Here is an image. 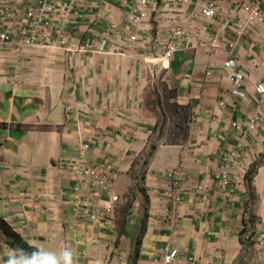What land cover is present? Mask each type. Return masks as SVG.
<instances>
[{
	"label": "crops",
	"instance_id": "crops-1",
	"mask_svg": "<svg viewBox=\"0 0 264 264\" xmlns=\"http://www.w3.org/2000/svg\"><path fill=\"white\" fill-rule=\"evenodd\" d=\"M18 1L16 32L30 11L45 6L58 9L53 16L60 24L72 8L73 16H85L82 22L75 16L68 30L82 47L94 31L103 36L114 25L120 30L106 53L67 57L62 47L42 43L0 55V216L34 248H68L74 264H165L172 250L178 251L173 264H264V119L256 130L234 126L255 115L257 87L264 85V20L244 41L237 36L249 0H219L218 17L210 21L202 17L199 0L189 7L182 0H159L139 27L133 24L139 0ZM257 2L264 15V0ZM178 27L185 34L175 39L184 46L161 80L174 94L171 101L189 112L188 132L166 144L155 142L160 119L147 108L157 90L156 67L148 61L163 53L161 43ZM133 35L141 38L139 48L130 41ZM228 41L236 44L235 57ZM236 57L246 75L245 96L233 93L226 68ZM154 142L145 178L134 180L136 163ZM83 154L89 164L109 166L121 196L114 217L97 225L75 213L79 183L69 168ZM227 160L235 170L225 190L213 179ZM180 190L175 203L169 194ZM12 251L0 242L5 262Z\"/></svg>",
	"mask_w": 264,
	"mask_h": 264
},
{
	"label": "built area",
	"instance_id": "built-area-1",
	"mask_svg": "<svg viewBox=\"0 0 264 264\" xmlns=\"http://www.w3.org/2000/svg\"><path fill=\"white\" fill-rule=\"evenodd\" d=\"M83 4H92L95 0H78ZM219 0H199L198 6L201 9V15L206 20H214L218 17L219 12ZM183 7H189L195 0H182ZM141 7L140 13L135 16L133 24L136 27L142 25L143 22L149 20L153 15L155 8L159 7V0H139ZM79 7V5H77ZM244 12L246 17L238 23L237 36L239 41H244L247 37H250L254 27L264 20V15L261 10V6L257 0H249V3L244 5ZM74 8L71 9V11ZM69 12L65 23L60 24L54 14L58 13V9L55 6H45L42 11L38 9L32 10L28 13L27 19L22 26V30L16 32L15 24L18 22L16 14L20 12V3L18 0H0V55L5 54L11 48L22 45L25 49H32L39 44L45 43L50 45H58L64 49L62 55L76 56L77 53L90 52V53H106L112 42V35L120 30L119 25H114L110 30L106 31L103 36L96 33L91 36L90 40L82 47L81 42L74 41L72 35L69 36L68 30L72 26V21L77 16V21H84V15H75ZM175 35H171L169 40L161 43L164 47L163 53L152 57L148 64L155 66L153 68V76L155 80L159 73H157V66H160L162 70H166L169 67L171 57L184 46V42L175 39V36H184L185 30L182 27H178L174 30ZM17 35V38H13ZM130 41L137 48L142 46L141 38L139 36H131ZM231 48L232 56L235 57V42L228 41ZM214 48L220 46L219 40L212 42ZM226 68L230 72V79L233 83V93L236 95L245 96V92L241 90L246 75L240 65V61L236 58L230 59L226 63ZM208 75H212L209 71ZM162 76V74H161ZM187 77H191L188 75ZM258 93V110L250 121L247 123L235 122L234 126L237 128H243L247 126L249 130H256L259 127L261 121L264 119V85L257 87ZM203 97V92L198 94V98ZM224 105V104H223ZM89 149L90 146H86ZM233 161H237L235 157ZM73 175L77 182V192H79V200L75 207V213L78 217H83L87 222L97 225L113 218L117 207L121 203V196L116 192V182L112 177V172L109 166L106 164H89L87 163L84 154L80 158L76 159V162L72 164L71 168ZM233 168L231 162L227 160L222 167L220 174L216 175L213 179L220 183L223 189L228 190L232 186L234 180ZM172 177V175H171ZM211 181L209 182V184ZM210 186L206 185V188ZM203 189V187H201ZM182 190L178 195L173 194V200L175 203L181 201ZM105 195L108 198H105ZM259 243L264 247V229L259 238ZM178 257V251L172 250L165 257V264H173ZM191 264H195L193 260ZM0 264H7L3 260V256L0 253Z\"/></svg>",
	"mask_w": 264,
	"mask_h": 264
},
{
	"label": "rangeland",
	"instance_id": "rangeland-1",
	"mask_svg": "<svg viewBox=\"0 0 264 264\" xmlns=\"http://www.w3.org/2000/svg\"><path fill=\"white\" fill-rule=\"evenodd\" d=\"M157 73H159V76H157V90H153V93L149 95L147 108L149 110V115L160 119L158 132L157 127L155 129V142L160 140L163 143L172 144L181 141L186 137L188 132V127L186 126L185 121L187 114L185 110H177L175 108V102L171 101L174 94L169 92V90H166L165 83L161 80V74H163L164 78L165 71H163L160 66H157ZM143 161L140 162V166L134 170L136 172L134 180L140 179L139 176L142 175ZM138 184V181L134 182L135 186ZM0 242H3L2 236H0Z\"/></svg>",
	"mask_w": 264,
	"mask_h": 264
},
{
	"label": "trees",
	"instance_id": "trees-1",
	"mask_svg": "<svg viewBox=\"0 0 264 264\" xmlns=\"http://www.w3.org/2000/svg\"><path fill=\"white\" fill-rule=\"evenodd\" d=\"M175 108L177 110L182 109L185 110L186 114H187V119L189 116V112L187 111L186 108L179 106L177 103H175ZM159 126H157L158 128ZM157 150V144L153 143L151 145L150 150L148 151V154L145 158H141L140 161H138L135 165L136 166H140V162H142V177L141 178H145V174H146V169L150 164L151 158L152 156L155 154V151ZM259 163H257L255 166L252 167L250 174L248 176V180L250 183L253 182L258 168H259ZM146 222L147 219L145 218L143 220V230L141 232L140 237L137 240V245L140 246L142 244L143 241V236L145 234V226H146ZM247 231H245L246 234ZM250 232L247 233V237L250 236V238H252L251 235H249ZM0 236H2L3 242L6 243L10 248H12L13 250L19 252L20 250H23L25 252H32L34 250H36L37 248H34L32 246L29 245V243H27L24 238L22 237V235L17 232L14 227L7 221L5 220L3 217L0 216Z\"/></svg>",
	"mask_w": 264,
	"mask_h": 264
},
{
	"label": "clouds",
	"instance_id": "clouds-1",
	"mask_svg": "<svg viewBox=\"0 0 264 264\" xmlns=\"http://www.w3.org/2000/svg\"><path fill=\"white\" fill-rule=\"evenodd\" d=\"M7 264H74V261L68 248L57 251L41 247L30 253L13 250L8 255Z\"/></svg>",
	"mask_w": 264,
	"mask_h": 264
}]
</instances>
